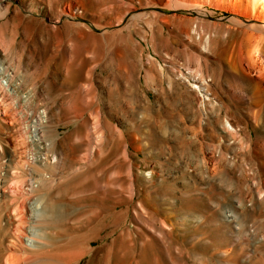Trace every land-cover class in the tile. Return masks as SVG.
<instances>
[{
  "label": "bare ground",
  "instance_id": "obj_1",
  "mask_svg": "<svg viewBox=\"0 0 264 264\" xmlns=\"http://www.w3.org/2000/svg\"><path fill=\"white\" fill-rule=\"evenodd\" d=\"M29 1L0 0V264H264V243L258 257L236 245L244 229L239 210L258 204L264 212V0H75L83 13L106 18L107 26L131 14L110 33L160 40L166 59L190 68L165 72L150 51L146 63L159 81L149 70L144 80L126 71L127 86L144 91L146 84L154 93L143 92L144 115L161 101L164 87L177 93L182 83L188 95L194 93L193 127L203 138L208 128V135L226 134L213 147L218 157L211 171L220 177L222 166L232 163V173L220 179L244 185L231 206H220L210 219L223 220L229 238L218 232L197 243L211 194L165 195L145 149L137 145L133 153L122 130L88 122L86 96L106 94L126 110L130 92L117 82L107 90L88 83L85 90L81 62L59 50L63 38L51 43V20L28 13L38 2L60 0ZM143 3L162 11L140 12ZM179 53L192 57L183 63ZM213 116L217 127L208 126ZM231 143L237 159L226 153ZM151 186L159 188L149 192ZM253 236L254 243L264 241V222Z\"/></svg>",
  "mask_w": 264,
  "mask_h": 264
},
{
  "label": "rangeland",
  "instance_id": "obj_2",
  "mask_svg": "<svg viewBox=\"0 0 264 264\" xmlns=\"http://www.w3.org/2000/svg\"><path fill=\"white\" fill-rule=\"evenodd\" d=\"M11 1L30 6L29 0ZM36 6H38L37 9L35 8L32 12L26 11L37 18L51 20V25L56 29L51 35V43L54 47L57 39L63 38L65 44H62L59 50L65 53L69 60L76 58L81 62L80 74L85 90L88 89V83H93L97 88L107 90V87H111L117 82L126 94L130 92V98L128 97V100L123 101L126 110L119 107L115 108L113 98L106 94L100 95L98 98L86 96L87 109L85 114L88 122L91 125L99 122L101 124L100 130H122L129 138L130 149L133 153L138 150L137 145L145 149L148 152L147 158L150 161V166L162 178L161 191L165 195L188 196L195 194L197 190H199L197 195L203 196L207 192L211 194L209 195L208 206L202 209L207 219L204 217L205 221H201L198 226L199 228L204 224V233L196 238V243L202 238L209 239L218 232L224 233L225 239H228L229 234L225 222L217 216L210 221L219 212L220 206H231V203L239 197V191L244 185L243 180L230 184L228 181L220 179V177H225L228 172V176L232 173L230 165L232 163L230 162V164L222 166L220 177L211 171L215 159L218 157V152H215L213 147L221 142L220 139L226 141V134L221 130H213L215 133L208 135L212 132L208 128L203 130L205 133L208 132L203 138L202 130H196L193 127L198 118L196 105L192 104L194 93L190 92L188 95L182 83H180L177 93H173L169 91L168 87H164L160 96L161 101L153 102L151 111L144 115L141 112L142 105H145L143 92L148 93L151 98H154V93L149 90L146 84L143 91L140 87L127 86L128 83L125 81L127 70L135 78L139 76L142 80L145 79V72L149 70L154 75L152 79L159 81V72L146 63V56L150 51L165 68V72H170V69L175 67V69L185 73L190 70L188 65L166 59L161 53L160 40L155 39L151 44L147 38L138 34L122 33L119 35L118 33H110V31L126 24L131 19V14L121 22L107 26L105 24L106 18L83 13L79 3L75 0H60L59 3L54 2L53 5L44 1L38 2ZM139 11L161 12L162 9L157 5L143 3L139 5ZM181 12L191 17L196 16L192 11L182 10ZM220 16L226 15L221 14ZM137 23L144 26L140 20H137ZM104 30L109 32L104 34ZM73 40L78 42L77 49L73 48ZM177 56L183 63L192 57L186 53H179ZM210 58L212 59L213 55ZM120 67L122 71L119 70ZM215 73L217 74V70ZM88 75L92 78L91 81H84ZM214 88L219 91L216 85ZM237 95L241 98L246 96L244 93L238 92ZM186 97H189L190 101H187ZM233 112L236 113V110L233 109ZM218 122L217 117L213 116L210 118L208 126L217 127ZM93 130L96 129L93 128ZM94 143H98L97 146L100 144L96 140ZM232 144L228 145L226 153L229 158L237 159L239 151L233 149ZM140 156L144 158L142 154ZM202 157L206 158L208 168H202ZM106 176L112 178L110 172ZM116 176L113 175V178ZM147 185H151V183ZM158 188L151 186L149 192H156ZM178 204L184 207L188 203L180 201ZM239 213V222L244 226V229L236 245L252 250V257H258L260 255L259 248L264 241L254 243L253 229L261 227L264 222L262 205L257 204L253 210L249 211L240 209ZM229 222L233 223L234 219ZM229 241L225 240L224 244ZM202 250L206 253L210 252L206 247ZM261 255L264 256V254Z\"/></svg>",
  "mask_w": 264,
  "mask_h": 264
}]
</instances>
